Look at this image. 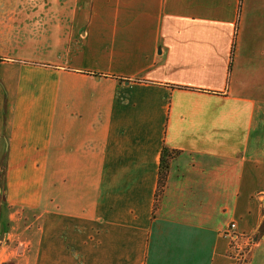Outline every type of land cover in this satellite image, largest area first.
I'll list each match as a JSON object with an SVG mask.
<instances>
[{
  "label": "crops",
  "instance_id": "0c3cea01",
  "mask_svg": "<svg viewBox=\"0 0 264 264\" xmlns=\"http://www.w3.org/2000/svg\"><path fill=\"white\" fill-rule=\"evenodd\" d=\"M231 221L264 264V0H0V263L231 264Z\"/></svg>",
  "mask_w": 264,
  "mask_h": 264
},
{
  "label": "built area",
  "instance_id": "2783aa9c",
  "mask_svg": "<svg viewBox=\"0 0 264 264\" xmlns=\"http://www.w3.org/2000/svg\"><path fill=\"white\" fill-rule=\"evenodd\" d=\"M223 234L229 238V255L231 264H246V249L249 247L252 239L247 235H240L235 231V222L231 221Z\"/></svg>",
  "mask_w": 264,
  "mask_h": 264
},
{
  "label": "trees",
  "instance_id": "16d2710c",
  "mask_svg": "<svg viewBox=\"0 0 264 264\" xmlns=\"http://www.w3.org/2000/svg\"><path fill=\"white\" fill-rule=\"evenodd\" d=\"M172 153H173V150H169L165 146L162 147L160 165H159L157 192L155 194L156 197L161 191V188L163 186L164 179H165L167 169H168V160H169V157L172 155ZM0 264H16V262L13 260H8V261H3Z\"/></svg>",
  "mask_w": 264,
  "mask_h": 264
}]
</instances>
